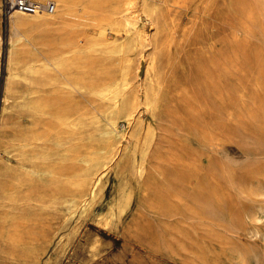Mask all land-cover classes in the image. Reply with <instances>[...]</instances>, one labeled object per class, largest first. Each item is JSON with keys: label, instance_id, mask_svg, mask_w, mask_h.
Returning <instances> with one entry per match:
<instances>
[{"label": "rangeland", "instance_id": "obj_1", "mask_svg": "<svg viewBox=\"0 0 264 264\" xmlns=\"http://www.w3.org/2000/svg\"><path fill=\"white\" fill-rule=\"evenodd\" d=\"M162 5L160 26L146 28L154 44L131 55L135 84L139 52L152 68L136 104L77 95L86 156L96 160L88 167L104 175L95 197L71 189V203L50 207L40 264H264V0ZM0 11L1 184L2 151L32 120L18 99L31 84L24 68H9ZM52 70L47 79H58ZM28 168L16 177L36 191Z\"/></svg>", "mask_w": 264, "mask_h": 264}, {"label": "bare ground", "instance_id": "obj_2", "mask_svg": "<svg viewBox=\"0 0 264 264\" xmlns=\"http://www.w3.org/2000/svg\"><path fill=\"white\" fill-rule=\"evenodd\" d=\"M36 1L53 2L55 9L29 12L16 8L8 15L11 31L8 65L10 69L24 68L25 82L30 81L31 89L25 90L18 99L32 121L21 128L2 151L8 161L6 180L0 184V264H40L41 256L52 240V227H49L46 215L50 207L58 201L71 203V189L77 190L76 193L86 190L84 195L93 197L98 193L104 169L94 175L88 167L95 158L86 156L84 102L78 98L81 94L93 93L115 105L121 101L131 106L136 104L138 93L144 90L142 82L150 72L151 62L139 52L135 84L132 82L131 55H136L133 52L138 48L142 51L152 45L154 41L147 25L153 29L160 26L166 15L162 4L168 2ZM174 2L181 6L185 0ZM116 54L121 57L119 65L112 61ZM52 69L53 74L59 73L58 79H47ZM8 85L10 87L11 79H8ZM46 86H52L50 96L44 94ZM133 111H129V119L134 116ZM28 163L31 164L29 168ZM20 168H28L26 173L37 178L36 191L25 190L26 181L16 177Z\"/></svg>", "mask_w": 264, "mask_h": 264}, {"label": "built area", "instance_id": "obj_3", "mask_svg": "<svg viewBox=\"0 0 264 264\" xmlns=\"http://www.w3.org/2000/svg\"><path fill=\"white\" fill-rule=\"evenodd\" d=\"M16 8L34 12V11H48L52 12L55 9L53 2L42 3L36 0H2V12L5 15H9Z\"/></svg>", "mask_w": 264, "mask_h": 264}]
</instances>
